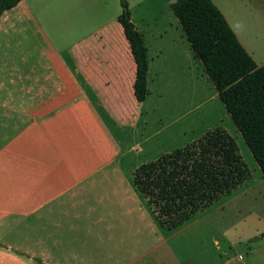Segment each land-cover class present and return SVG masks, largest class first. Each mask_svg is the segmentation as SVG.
I'll return each mask as SVG.
<instances>
[{
	"label": "crops",
	"instance_id": "obj_1",
	"mask_svg": "<svg viewBox=\"0 0 264 264\" xmlns=\"http://www.w3.org/2000/svg\"><path fill=\"white\" fill-rule=\"evenodd\" d=\"M90 1L23 0L0 18V240L50 264H264V231L240 238L234 221L218 217L231 194L170 229L134 184L147 141L138 139V126L169 83L190 79L198 99L205 79L229 115L171 1L130 5L135 19L149 4L148 24L162 26L147 38L138 18L147 51L143 102L120 15L91 30ZM66 18L72 26L61 34ZM198 110L194 104L188 115ZM215 112L210 128L225 122ZM185 117L148 140L156 136L161 146L165 133L180 146L204 131V120L177 126ZM0 264L34 263L0 249Z\"/></svg>",
	"mask_w": 264,
	"mask_h": 264
},
{
	"label": "trees",
	"instance_id": "obj_2",
	"mask_svg": "<svg viewBox=\"0 0 264 264\" xmlns=\"http://www.w3.org/2000/svg\"><path fill=\"white\" fill-rule=\"evenodd\" d=\"M21 1L0 0V18ZM119 1L118 22L136 65L135 97L143 102L147 51L129 1ZM171 9L264 181V65L257 66L212 0H176ZM234 138L217 126L133 171L137 190L167 228L185 224L230 194L231 199L252 178ZM0 249L34 264H50L2 241Z\"/></svg>",
	"mask_w": 264,
	"mask_h": 264
},
{
	"label": "rangeland",
	"instance_id": "obj_3",
	"mask_svg": "<svg viewBox=\"0 0 264 264\" xmlns=\"http://www.w3.org/2000/svg\"><path fill=\"white\" fill-rule=\"evenodd\" d=\"M128 1L130 3L129 5L134 7L139 2L144 0ZM170 1L171 3H174L176 0ZM212 1L221 10L227 21L229 19L230 22L228 21V23L230 26L232 25V29L234 27L233 31L235 33H238L249 51L254 54V61L256 62V64H261L264 61V0ZM90 2L89 6H91V8H88L85 14L86 19H88L87 25L91 27V30H94L96 25L103 24L106 21L110 22L113 20H117V17L122 12L119 0H93ZM149 8V4L145 5L143 9L137 11L134 19L136 25L138 26V18L139 20L145 22L144 28L147 38L149 37L148 35H150L148 34L150 33V31L152 32L154 31V29H162V26L159 22L148 24L151 20V17H148ZM67 19L68 18L64 19L57 25L58 32L61 34H63L64 32L69 34V30L71 29L72 25L69 24V21ZM165 19H167V17H165ZM192 84L193 82L188 78H183L181 81H176L172 84L169 83L168 87L164 88L166 94H162L163 97L160 98L162 101L161 105L159 104V99L153 102V105H159L155 106L153 112H151V114H149L148 116H144V118L140 121V124L138 126V139H147L145 143L146 145L142 146V150L144 152L140 154V159L144 161V163L142 162V164L154 161L161 155L178 149L205 133L207 130H209L207 128H210L208 123L212 122L211 117L213 112L216 111L213 115L218 117H222L224 115L225 122L218 125V127H223L233 137L236 138L240 153L243 156L244 160L246 159L245 162L247 161L246 163L251 169L250 171L252 173V178L242 186L238 194L234 195L232 199L225 204L224 212L219 213L220 216L218 215V217H224L227 218V220L234 221L237 225L235 228L236 236L240 238H245L253 235L255 228L264 231L263 178L261 177L260 172L254 166L250 156V152L238 135L236 131L237 129L231 118L229 117V115L227 116L224 114V112H221V110H219L221 108L220 102L217 98L215 99V94H212V89L209 85L207 86L206 80L204 79L203 81L204 86H202V92L198 94V99L194 98L193 96L196 91H192ZM194 104L198 105L199 110L192 115H188ZM152 109L153 108H151V111ZM179 117H185V119L182 120V122H180L177 126L184 125V127L187 128H190L191 124L193 123H201V121L204 120V125L202 124V126H204V129H201V131H204L194 139L183 144L181 143L184 140H180V146H175L172 142H170L169 139L166 138L165 133L157 138L162 142L161 146L156 143V136L148 140V137L156 133V131L162 126H176V119ZM146 118L148 119V124L145 126L144 124L146 122ZM206 124H208V126ZM182 129L183 128L178 129V133H180ZM164 150H166L165 153ZM158 152H161L163 154H157ZM2 242H5L6 244L9 243L5 240H2ZM237 251L239 253L246 252L245 248L243 247H238ZM261 255L264 259V250L262 251Z\"/></svg>",
	"mask_w": 264,
	"mask_h": 264
},
{
	"label": "water",
	"instance_id": "obj_4",
	"mask_svg": "<svg viewBox=\"0 0 264 264\" xmlns=\"http://www.w3.org/2000/svg\"><path fill=\"white\" fill-rule=\"evenodd\" d=\"M44 264H48V263L44 262Z\"/></svg>",
	"mask_w": 264,
	"mask_h": 264
}]
</instances>
